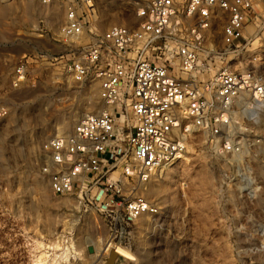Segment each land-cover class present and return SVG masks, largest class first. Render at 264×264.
<instances>
[{
	"label": "rangeland",
	"instance_id": "obj_1",
	"mask_svg": "<svg viewBox=\"0 0 264 264\" xmlns=\"http://www.w3.org/2000/svg\"><path fill=\"white\" fill-rule=\"evenodd\" d=\"M25 2L0 3V11ZM137 2L99 0L101 13L111 16L103 17L102 30L137 25ZM262 5L257 1L260 11ZM262 13L248 27L257 30L249 43L228 51L221 39L226 18L219 13L208 41L216 51L204 78L227 67L264 70ZM13 14L0 20V264H264V102L234 115L239 153L196 132L187 151L152 176L145 195L158 212L142 216L131 241L121 245L133 253L129 258L116 250L120 244L109 242L103 217L72 197L55 195L42 171L43 143L59 135L57 123L72 121L79 102H97L96 79L75 82L53 61L78 57L87 39L69 45L58 38L65 15L49 25L42 16L36 24H14ZM22 63L25 78L18 82L14 71Z\"/></svg>",
	"mask_w": 264,
	"mask_h": 264
},
{
	"label": "built area",
	"instance_id": "obj_2",
	"mask_svg": "<svg viewBox=\"0 0 264 264\" xmlns=\"http://www.w3.org/2000/svg\"><path fill=\"white\" fill-rule=\"evenodd\" d=\"M18 1L59 2L65 21L58 38L69 45L87 39L78 57H55L54 64L75 82L99 81L100 98L113 109L86 114L72 131L45 141L42 171L55 195L103 217L112 246H127L140 217L158 212L144 195L147 183L187 151L193 134L207 132L224 151H241L234 115L264 102V70L227 67L210 78L203 71L216 51L208 41L219 13L226 18L222 50L243 47L257 34L248 27L260 12L264 17V0H139L137 25L103 30L99 0L0 3ZM24 68L15 69L16 81L24 80ZM120 112L128 118L124 127Z\"/></svg>",
	"mask_w": 264,
	"mask_h": 264
},
{
	"label": "bare ground",
	"instance_id": "obj_3",
	"mask_svg": "<svg viewBox=\"0 0 264 264\" xmlns=\"http://www.w3.org/2000/svg\"><path fill=\"white\" fill-rule=\"evenodd\" d=\"M36 2L37 1H27V2L23 3L22 6H10V7L8 6L6 8H3L0 11V20L1 19L3 20L7 16H12V14L15 11H17V13L13 14V17H12V22H14V24H22L24 22H28L29 24L30 23L36 24L38 22L37 17L42 16L45 18L46 23L49 22V25H50V22L56 23L55 21H59L60 19H62V16L65 15L64 9L62 6L60 7L59 2H55V3L50 4V5H45V4H42L39 2L36 3ZM3 4L10 5V2H4ZM101 15H102V17L100 20V23H101L100 25L102 26V22H103L102 20H105V19H103V17L106 16V18H110L111 16L107 12L104 13V15H103V13H101ZM217 19L218 18L214 19V24L219 22ZM60 26L58 28H60ZM0 28H4V26H2V27L0 26ZM0 35H1V32H0ZM95 83H96L95 84L96 85L95 86V95L97 98V102H95V101H90V102H85V103L79 102L76 109H74L71 112L72 121H75L73 123V126H72L71 119H70V122L62 121V122L57 123V132L59 135H60L61 131L67 132V130L70 126H71L70 128H72V127L74 128V126L76 125V122H78L80 119H82L86 114L97 113V112H100L104 109H109V110L113 109L112 106H108L100 98V94H99L100 83L97 80ZM116 118H117V123L120 122V123H118V125L120 127H124L128 124L127 115H125L124 113L120 112V113L116 114ZM28 121L29 122L33 121L32 114L28 117ZM40 183L41 182L39 181L38 184H40ZM158 188L157 189H150L149 188L148 190L150 191V193L153 192L152 194L155 195V193L158 192ZM145 191H144V195H145ZM98 242H99V244H98L99 248L98 247L97 248H98V250H100V249H102V248H100V247H102V244H100V241H98ZM108 245L110 246L109 243L105 244L103 246V250H106L108 248ZM115 248L120 254L125 255L129 258H134L133 253L130 252L128 249L122 247L121 245H116Z\"/></svg>",
	"mask_w": 264,
	"mask_h": 264
}]
</instances>
